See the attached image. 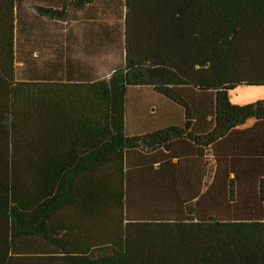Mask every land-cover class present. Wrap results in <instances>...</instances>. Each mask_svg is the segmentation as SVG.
I'll list each match as a JSON object with an SVG mask.
<instances>
[{
  "label": "trees",
  "instance_id": "1",
  "mask_svg": "<svg viewBox=\"0 0 264 264\" xmlns=\"http://www.w3.org/2000/svg\"><path fill=\"white\" fill-rule=\"evenodd\" d=\"M44 1L0 0V264H264V0Z\"/></svg>",
  "mask_w": 264,
  "mask_h": 264
},
{
  "label": "rangeland",
  "instance_id": "2",
  "mask_svg": "<svg viewBox=\"0 0 264 264\" xmlns=\"http://www.w3.org/2000/svg\"><path fill=\"white\" fill-rule=\"evenodd\" d=\"M79 19H82L81 17H78ZM111 19V18H110ZM114 49V48H113ZM114 56V54H111ZM110 55V56H111ZM105 59L110 63L109 66H97L99 67L100 70L105 72V69H109V67H113L116 64H121L120 55L117 53L116 57H114L112 60L107 56L104 59H100L102 62H106ZM230 100L233 104L237 105H246L250 103H255L258 101L264 100V87H248V86H243L237 88L235 91L230 93ZM254 120H250L245 127H249L253 125Z\"/></svg>",
  "mask_w": 264,
  "mask_h": 264
},
{
  "label": "crops",
  "instance_id": "3",
  "mask_svg": "<svg viewBox=\"0 0 264 264\" xmlns=\"http://www.w3.org/2000/svg\"><path fill=\"white\" fill-rule=\"evenodd\" d=\"M22 2L24 3V4H26V5H28V6H32L31 5V2H34L35 4H44V3H46L44 0H22ZM254 124V123H253ZM246 126V125H245ZM242 127V128H249V127H252L253 125H251V126H249V127Z\"/></svg>",
  "mask_w": 264,
  "mask_h": 264
}]
</instances>
